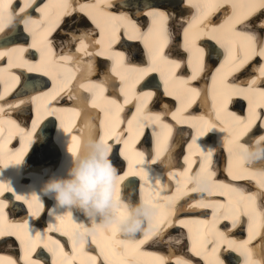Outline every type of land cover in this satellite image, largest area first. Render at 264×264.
<instances>
[{
	"label": "bare ground",
	"instance_id": "1",
	"mask_svg": "<svg viewBox=\"0 0 264 264\" xmlns=\"http://www.w3.org/2000/svg\"><path fill=\"white\" fill-rule=\"evenodd\" d=\"M9 1L13 2L8 3ZM98 1L107 4L108 7L112 3H129L128 8L132 9V13L135 15V17H142V19H144V15L146 18H148V20L150 18L151 20L158 21L157 17H163L164 15L166 18H169V14H171L172 19L168 20L166 23V28L172 27L169 30L170 37L168 39L169 41L171 40V42V37L173 36L175 31L179 28L181 29L184 25L185 28L183 29L184 33H182V36L179 32H177L174 36L175 41H173V49L179 50L180 48H182V52H179L181 55L177 54L175 57L167 54V56L165 57L168 60V63L173 66H176V64L180 63L179 59L182 58L185 53L193 56L195 55V53L200 55L202 52L201 48L205 47L207 51L204 52L206 56L205 58L217 60V57L219 55V62L213 72L217 71L220 73L221 77H226V79H229L232 76H238V70L242 68L248 61V59L250 60L256 53H258L260 57L253 58V62L263 59V51L260 49L255 50L253 56H250L249 54L248 56L250 57L239 58L235 61V63H233L231 58L228 57L230 52L234 50L235 43L230 42L228 46H226L225 43L228 40L238 39L237 35H235L236 33L242 35L241 39H248L242 40V43H237V45L242 46V50H246L250 46L247 43L251 41L252 35L253 39L256 35L255 31L251 32L250 21L246 20L245 15L248 14V12L246 13V10H242L241 8L234 6V3L238 0H215L214 4L211 2V0H187L188 2H185V0H183V3L181 2V0H153L151 2L143 1L140 7H138V5L140 4L141 0ZM209 1L210 6H208ZM250 1L252 2L253 0ZM259 1L262 4L259 5V7L264 12V0ZM59 2L60 0H0V14H5L7 11L12 12L15 7H18L20 9V11L15 9L13 14H8L5 19H3V16L0 15V31H2L0 33V41H2L0 42V45H12L13 47H16L21 57L23 59H27L25 61V64L23 63L20 65V63H18L16 65L15 63L19 61H15L13 63L10 72L11 81H9L8 86L0 93V107L5 108L3 109V111H11L14 116L17 115L22 117L21 123H15L16 126L13 129H8L5 134H0V193H6L5 195L1 196V199H3L9 205V207L13 211H15V213H18L19 210L26 208L24 200L28 201L30 200V198L35 200L37 198L40 199L39 196L41 197L42 194H47L56 190L59 191V193L55 195L57 204L54 208L52 207V209H49V213H47L46 210H44L43 212L40 211L39 215L34 218L35 220H33V217H35L39 211L36 212V210H32V212L29 213V220L25 221H19L17 217H19L20 215L14 214L13 216L16 217V220L7 221L12 225H15V227L6 232L10 233L11 235L14 234L16 239L18 238L21 243H23V240H26L25 237L27 236L25 255L23 253V255L20 256H26V258L21 261L23 264H34L33 261L36 262L35 264H40V262L36 260H30L29 257L34 247L37 245V243H39V240H45L44 246H42L41 248L38 247L33 256L38 257L42 255L45 252L46 248L47 250H49V252L56 253V255L54 254L53 256V262L55 264H100V262L98 261V257H96L99 252L101 253L99 257L111 261V259L107 256V250H110L112 253H116L118 257H123L121 264H137V262L139 264H161V259L159 256L162 257L163 262H165V256H163L162 254L157 255L148 250L150 242L157 238L156 236L152 235L154 229H151L150 234L148 235L149 226H147V228H145V230H143L142 232L139 231L137 237L131 236L129 237V239L120 238L119 231L122 229L127 219L128 206L126 201L128 200V203L131 204V207H143L146 202L154 198L153 196H150V193L154 192L155 189L158 188V185H152L154 184V180L152 178L154 177V175L160 174L159 170H162L163 173H165L167 171L164 172L163 167L171 166L175 169L171 170L165 175L178 176L179 174V176H183L184 170H180L182 166H184L186 168V172H188L189 168L196 160V157H199L198 155L208 158L213 150L217 151L219 148L214 144L207 145L199 142L193 143L192 141L186 146L187 151H185L186 154L193 155L192 158L188 156L187 161L184 158L180 160L179 153L181 150L179 146V136L181 134H178L180 133V128L176 124L171 123L169 125V128L166 129V127L164 126V117L161 113H159V111H156L153 114L157 116H151V113L148 112H144L141 115H139L138 113H136V115L133 114L134 116H132V119L125 121V128H123V125L119 127V125L123 123L122 117L120 118L121 122H119L116 127L113 117L111 119L112 122L109 124V126L101 129V133L98 138L99 145H97L95 149L94 144L97 141L98 137L97 136L95 138V134L97 131L96 122L98 120V112L90 108L86 99L87 95L81 92L76 87L72 88L71 91H69L68 89L64 93H60L57 97H55V100H61V103L63 104L74 105L76 108L73 109L81 113L83 123L79 125L77 122L80 133L74 134L72 135V137H66L65 135H55L54 139L51 130L54 124V121L52 119H54L53 117L55 116L64 117L66 114L65 110L59 108L58 104H46V102L44 101V95H41V93L45 92L36 94V92H29L24 90V88H28L33 85H43L44 81H48L47 77H45L46 74L48 75V77H50V74L47 71L43 70L45 69L46 64L51 63L48 60L49 58L45 57V62L36 64L31 61V46H33L34 44H39L35 40L39 41L41 39V35L38 34L37 31L42 26L43 20L45 19L44 14L47 15V23L45 25L46 29H50V27L54 24L55 18L58 20V23L59 20H62L59 26L53 27L52 30L54 31V35H51L49 39L47 33L44 36L42 35L43 40H46V42L45 45H40L41 47L46 49L47 42H49L50 46V41L54 40L55 43L58 42L57 48L62 49L64 46H70L71 43L73 45H77V41L80 38H84L88 43L87 46H89V49H85V53L89 56L84 61L99 68L105 67L106 63L105 59H97V56L93 53L92 48L96 47L95 32L90 31V35L85 34L86 27L89 24V20L87 18L84 19L86 16L80 14V12L78 11L79 9L74 8V6H69V8L66 7L61 12L60 7L58 8L56 6ZM62 2L64 3V1ZM225 2L230 3L231 7L237 9L240 13H233V10L229 8V6L227 7V4ZM92 3L93 0H88V2L87 0H84L83 2L79 1V4L77 6L85 8L87 10L86 12L93 17V15L91 14L97 13L90 7L91 5H94ZM152 3H155L156 7H160L162 10H156V8L152 9ZM189 4H191V6H194V14H191L190 16L183 15L185 14V7ZM226 7L228 8V10L226 9ZM217 8H222L223 10H221L219 14H217L215 13L217 12ZM82 11H84V9H82ZM99 11L101 13H105V10H102L101 8H99ZM106 16L107 18L112 17L122 22L129 21L128 16L123 13L113 15L109 11H106ZM80 21H83V24ZM109 23L110 32L115 33L118 21H111L109 19ZM261 24L264 25V17ZM196 25L197 27L194 31H196L198 38L193 36V32L189 35V32L192 31L190 29H192ZM132 26L133 24H129L130 28L128 30V33H133L134 36L127 39V42L129 43V45L127 46L132 53H135L133 57L136 56L140 58V54L144 53L146 50L148 51L149 49H152L150 52L152 54H150L149 57L151 58L150 61H153L154 56L157 58H161V47L163 46V42H160L156 45H153V42L156 39L162 40V27L153 25L150 29L148 28L143 30L142 26H139L138 29H134ZM199 38L201 39L199 40ZM102 39H105V37L101 36L100 40ZM25 41L26 44H24ZM221 47L225 48V52L223 54H220V51L222 50ZM190 49L192 50L191 53ZM65 51H63L64 53L61 52L59 55L54 57V59L52 60V65L56 63L65 64L68 61H71L73 58L77 59V62L74 65H79V68L83 65L84 61L82 60V56L84 54V48L76 47L71 48L70 51ZM0 52H4V50H1ZM126 53L127 51L124 54ZM26 55L29 57H27ZM102 55L103 58L105 56L106 59L110 58L111 61L116 62L112 56V53ZM117 57L120 58L121 56ZM162 59L164 60V58ZM228 60L232 62V67L228 65ZM70 63L73 62L71 61ZM156 63L157 62H153L152 64ZM42 64H44V66H41ZM66 65L70 68V65ZM210 65L211 63L208 65H203V68L208 69L209 67H211ZM16 66H18V68H16ZM40 66L43 69H40ZM131 67L132 70L130 74H127L129 72L128 69H124L123 72H120L119 75L118 83L122 82L121 88L124 89V91L127 93H129L132 84L136 81H138V86H145L146 84L143 81H140L144 77H148L150 75L148 73L152 72V66L147 67L143 64H138V66H136V63H134ZM136 67H139V72L134 71V68ZM105 68L107 69V66ZM1 70L2 69H0V78H4L5 74H3ZM254 71H256L255 67ZM113 73L116 75L115 69H113ZM24 75L27 76V80L25 81V83L24 81H22V83L20 84L16 83V81H18L20 77L22 78V76ZM106 77L108 79H111L108 74H106ZM45 78L47 80H44ZM194 78L197 79L192 80ZM204 78V73L201 70L199 71L198 76L192 75L182 78L167 76L164 78V82L165 84H168L165 87L162 86L161 89L158 88L156 90V99L160 102L167 103L171 101L169 99L171 98L170 96H175L180 102L184 103L183 105L185 107L187 104L186 100L190 96H192L193 93H196L199 96L200 89L203 87L202 85H194V82L198 80L197 83H202L203 80L201 79ZM61 82L62 80L59 83ZM251 82L254 86L255 91L256 89H258L261 94H264V62L262 65H260L259 76L254 79V75H252ZM228 84L229 85H227V87H229V89H227L226 91L232 93L231 96H237L238 93L235 90L237 86L234 83L228 82ZM115 85L116 82L112 84L113 88L115 87ZM169 86H171L170 91L168 90ZM190 87L194 89L193 93H184L183 90H187L186 88ZM17 90H21V92L18 94H13ZM67 94L74 95L76 98L72 99L70 97L68 100H66ZM240 94H247V91L240 92ZM141 95H146L148 99V97L150 96V91L146 90ZM163 95H165L166 97ZM216 96V92L212 90L211 99L215 111H217V109L220 110V107L218 108L217 106ZM225 99H227V96H225ZM52 102L54 103L55 101ZM235 102H237L238 104L241 103V101L239 100H235ZM125 103H127V101ZM227 103L228 100L225 102V105ZM193 105L188 108L186 117L182 121V123L188 124V126L194 125L195 127H200L204 123V121L201 120V117H198L195 113L191 112ZM122 106L124 107L123 104ZM141 107L142 105L140 106V108ZM250 107L252 109L257 108L256 105H252ZM30 108L34 111V118L36 120L33 122V127L31 128V130L28 131L27 128L22 124H24L25 122H29L28 114L30 112ZM182 110L183 107H180L177 108L175 112L180 115ZM112 111H114V114L116 113L114 106L113 110L111 109L110 112ZM210 114H212V112H210ZM257 114L258 110L248 111V114L245 117L244 115L234 114L232 110L229 109H225L224 112L218 111L217 115L221 119L228 122V128L226 126H223L224 130L220 134L219 142L225 145L227 151L229 152V166L232 165L234 167H237L233 168L231 176L233 178H237V180L243 178V180H245L244 184L246 185L252 184L256 181L260 186L264 187V167H260V170H254L253 168L251 169L247 164H245L244 169L241 167L240 161L245 154H249V162H251V159L255 157L256 153L254 154L252 147L236 143L237 138H239L246 130L251 127V122ZM7 115L9 114L6 113L4 115H0V128L3 127L2 123L9 118V116ZM109 116L110 113H108V117ZM180 120H182V118L179 116V122L181 126ZM76 121L77 119L75 116L74 122L76 123ZM141 122H148V124L156 132L155 137L157 140V155L159 157V162L157 164L159 165V167H157L156 169L151 165H147V169L149 172L145 176L138 172V174L142 175L143 181L144 177L147 178V181L145 183L143 182L141 185L145 186V190L139 189V193L133 186L135 177L129 174L136 172L128 167V162L126 167H124L126 169L125 172L113 178L112 175L109 176V173H106V169L101 168L103 166L100 164L99 160L94 159V156L97 157L96 150H99L100 147L101 150H103L101 158L105 159L104 161L115 164L118 168H122V166L125 165L124 158L128 159L131 164L133 163V161L137 162L138 156L131 155L129 151L132 145L126 143L124 149L123 146H121V150H119L118 144L124 143L123 141L125 138V134L128 135L131 132V125L135 128L138 123ZM261 124L264 125V122H262ZM211 128L215 127L211 126ZM34 129L35 132L38 133V135L32 134ZM217 129H219L218 125ZM126 131H128V134ZM165 132H167L169 135L168 139H164ZM12 134H17L19 137H22L21 141L24 143V146L27 145L30 140H33L34 145L32 146L31 151L28 154V163L31 164V167L34 168L35 171L28 172L26 171V167L23 166V170L21 167V175H17L16 169H18V163L21 159V156L23 157L22 152L25 148H22L16 154H7L6 151H8L9 149L8 146H6V142ZM199 134L200 133H196L195 138H197ZM57 144L59 145L57 146ZM262 147H264V145ZM111 149L112 151L110 154L106 153ZM164 149L167 150L162 157V151ZM258 149L259 147L256 148L257 151ZM124 150L127 152H125ZM171 150L173 151L171 152ZM59 152L60 159L58 158ZM195 153L199 154L195 155ZM74 158L75 160L73 161V163H69ZM156 160L157 159L152 158L150 160V163L153 164ZM214 160L215 163L213 164V167L215 169H220L221 167L217 166L216 161H223V158L215 156ZM181 161L186 162V164L183 165ZM59 162L60 166L56 169ZM160 164H164V166L160 168ZM10 169H12V171H15L12 173ZM254 171L257 172L251 173ZM87 173L91 174L95 179L89 180ZM191 173V178L199 176V173L197 171L195 173ZM18 177H23V181L25 183L18 180ZM109 177L110 181L108 182ZM183 177L185 181H190L188 176ZM249 177L251 178V182H249ZM211 179L212 181L206 183V194L208 195H205L202 192H200L199 194H193L194 190H198L200 187L196 186L195 188L191 189V187L195 185L193 182H191L189 186L184 190V192H181L180 189H178L169 194L166 193L167 195L157 196V200L154 203V206H157L156 209H162L164 208V202L170 201L172 207L176 205L175 208L177 210H179L180 212H186L188 214L190 213V210L197 211L199 209V206L204 205L212 207L214 209L212 217L210 219L204 220L205 223L209 224L205 225L203 229L206 230L209 234L215 235L214 227L221 228L222 226V222L218 223V220L223 222L227 221L229 223L233 220H236L235 214L234 219L229 220L217 217V211L220 214L226 211L225 206L223 207L220 203L217 204V199H221L220 193L217 192L216 189L217 186L221 185L231 191H234V194L238 197L242 196L245 192L242 191V188L237 186V183L227 184L226 182H223L224 184H222L221 181H216L213 178ZM55 180L58 183L52 184V182H54ZM120 180H123V186L125 187L126 191H122V189H120ZM27 181L32 182L26 183ZM246 185L242 186L245 187ZM103 188L108 191L107 194L103 193ZM119 191L123 195H125L124 198L127 197V200H123L122 198H120V196L118 195ZM149 191L150 193H147ZM160 191L166 190L161 187ZM137 194L139 195V197H137ZM194 195L198 196V201L193 204L187 198ZM258 195L260 198L263 194L261 193ZM66 199H68V201H66ZM3 204L4 203H2V205ZM123 204L125 205V207L123 206ZM37 205L38 204L34 202L32 207L36 208ZM192 205H194V207ZM260 205L264 206V199L262 200V203ZM200 211H202V209H200ZM3 214L4 211H2V215ZM46 215L48 216V218L51 217L50 219H53L54 221V223L47 228H45ZM50 219H48L47 221H49ZM140 219L141 217L140 215L138 216L137 212V214H135L133 218L132 223L138 229L141 228V224H139ZM195 222H197V224H200L196 220ZM186 223L187 219L185 218H182L179 221L178 226L175 223H170L168 227V233L165 234V242L162 241L163 245H166V247H168L164 248L168 255L172 254L175 250L178 253L174 255L175 261L171 262L173 264H193L191 261H188V258H186L185 255H182L181 253L182 250L185 249L184 244L186 238L182 236V230L180 226ZM241 224L244 225L246 223L242 221ZM247 225L249 226V223ZM104 226L110 228V236L105 232ZM186 226H188L189 229L191 227L188 223L186 224ZM95 227H97V231L94 229ZM125 232H128V230H126ZM261 233H264V231H261ZM225 235L228 236L227 233ZM250 235H253V232H250ZM263 235L264 234H261V237ZM4 236L5 235H2L1 238H3ZM251 237L252 241L258 239L257 236H250L249 238ZM104 238H109L108 240L110 246H106V241ZM13 239V237L3 238L2 241L4 245L1 247V249H3L4 246L8 245L9 242H11V245H13L12 247H14L15 245L13 244V242L15 239ZM85 240H88L89 248L87 246L84 247ZM228 240L229 237L226 238L225 241L228 245H230L231 242H229V244ZM63 242H66V247L65 245H61L63 244ZM235 243H237V241H234V247ZM92 244L94 246H92ZM69 247H71V251L69 250ZM93 247L96 248L95 251L92 250ZM12 249L13 248H11V250ZM219 251L225 252L230 257L235 256V253L230 252L226 247L219 249ZM247 251H250V249H248ZM254 251L256 250L254 249ZM216 252H218V250ZM250 252L253 254L252 251ZM204 256L205 264H225V262L220 261L217 258L219 257V255L215 252L213 253L209 250H205ZM0 257L6 256L3 253H0ZM8 258L11 261H9L7 264H21L15 254H13L12 257ZM230 260L231 262H228L227 264H237L233 262L234 259ZM253 262L254 258L252 256H246L240 264H253ZM171 263L169 261V264Z\"/></svg>",
	"mask_w": 264,
	"mask_h": 264
},
{
	"label": "rangeland",
	"instance_id": "2",
	"mask_svg": "<svg viewBox=\"0 0 264 264\" xmlns=\"http://www.w3.org/2000/svg\"><path fill=\"white\" fill-rule=\"evenodd\" d=\"M87 17H85L84 19H86ZM88 19V18H87ZM79 20V19H78ZM82 24H83V21H80ZM47 148H49V147H47ZM41 153V152H40ZM43 156H45V155H43ZM14 240V239H13ZM15 241V240H14Z\"/></svg>",
	"mask_w": 264,
	"mask_h": 264
}]
</instances>
